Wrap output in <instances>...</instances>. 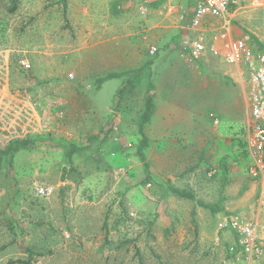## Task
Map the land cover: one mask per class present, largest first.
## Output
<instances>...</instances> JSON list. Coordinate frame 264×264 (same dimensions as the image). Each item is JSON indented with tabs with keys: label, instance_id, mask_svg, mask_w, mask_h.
<instances>
[{
	"label": "rangeland",
	"instance_id": "374dc122",
	"mask_svg": "<svg viewBox=\"0 0 264 264\" xmlns=\"http://www.w3.org/2000/svg\"><path fill=\"white\" fill-rule=\"evenodd\" d=\"M140 1L0 0V264H220L230 243L216 230L220 217L251 213L257 191L243 150L247 104L220 58V69L208 58L200 71L207 81L196 96L206 106L197 114L211 109L202 139L182 142L191 147L180 183L196 202H174L171 223L161 224L156 234L145 214L127 205L133 185L148 173L156 179L155 172L146 164L143 174L115 176L101 161L103 142H112L114 134L131 138L138 127H115L104 109L96 111L92 82L76 74L89 73V48L98 38L115 36L145 49L154 45L155 55L166 45L171 56L184 32L157 36L159 10L169 2L150 0L149 11L141 14ZM230 28L264 47V6L231 13ZM176 69L186 73L180 65ZM117 84L115 79L104 85L115 107L122 100L121 91L114 93ZM152 89L150 82L147 93ZM16 139L32 142L13 151ZM143 143L131 142L137 159L150 144ZM35 185L53 187V193L37 196Z\"/></svg>",
	"mask_w": 264,
	"mask_h": 264
},
{
	"label": "crops",
	"instance_id": "0c3cea01",
	"mask_svg": "<svg viewBox=\"0 0 264 264\" xmlns=\"http://www.w3.org/2000/svg\"><path fill=\"white\" fill-rule=\"evenodd\" d=\"M166 1L169 2L166 10H159L162 17H159L160 19L157 21V36L162 37L164 33L182 29L184 31L182 37L187 34L186 27L192 16V7L189 18L185 20L183 10L187 0H177L180 2L179 4H175V0ZM184 2H186L185 5ZM188 2L191 3V0H188ZM149 3L150 0H141L137 7L139 13L145 14L148 12ZM190 5L192 6V4ZM141 10H144V12ZM210 24L216 28L215 31L219 27V21L217 20L214 23L209 20L208 26ZM235 37L230 28L225 36L219 38L214 44L223 48L226 42ZM143 42L146 43V41ZM151 47L155 46L150 45L145 49V45L137 46L133 43V39L128 41L123 37L98 38L89 48L91 55L89 73H79L77 71L76 74H85L84 76L89 77L92 82L91 93L93 97L91 101L96 106V111L104 109L105 115H109L107 117L114 121L115 127L124 126L131 127V129L138 127V131H133L131 138H122L114 134L113 138H110L114 143L107 144V140L103 142L101 161L104 165H107L108 169L110 166V170L115 176L120 175L128 178L141 172L143 174L146 164L155 172L157 178L153 179L151 183L142 184V181H140L133 185L127 205L132 210L143 212L148 220L149 229H153L157 234V227L161 224L171 223L170 214L174 211V202H185L187 200L196 202L197 200L180 183L181 177L186 174V165L189 163L190 151L186 147H191V144L183 147L182 142H198L202 139L198 137L204 127L207 126L208 116L206 112L211 111V109L205 108L203 115L197 114L198 110L206 106L204 104L205 98L202 97V101L196 96L199 93L198 91L203 93V84H206L207 81L202 82L201 76L203 75L200 71L208 58L211 65H214L213 67L220 69V65L218 64L219 57L210 54L205 55L195 64H188L177 54L180 50L179 42L176 52L171 56L165 53L167 50L166 45L164 47L161 45L160 50L159 46L157 47V55L154 54L155 52L153 54L150 52ZM224 64L229 69V76L234 80V68L225 62ZM145 65L148 66V71L144 69ZM176 65L182 66L186 73L179 72ZM113 74H118V76L107 77V75L111 76ZM115 79L119 81V84H117L114 93L119 90L122 97L121 102L116 107L109 104L113 93L104 88L106 82ZM150 82L153 89L152 92L147 93L146 90ZM146 85L148 86L146 87ZM147 97L151 100L153 111L148 119L142 122ZM215 112V115L218 114L217 110ZM196 114L198 116H195ZM225 122L227 123L223 124L222 131L225 130L228 124V121ZM215 123H218V120ZM143 140L149 141L150 144L144 150L143 159H137L131 151V142H141ZM108 156L111 157V160L108 159ZM94 173L99 174L100 172L95 171ZM91 179L95 180V177L90 178L89 181ZM248 180L254 191H257L256 183L249 178ZM66 181L68 180L64 179L60 183L66 184ZM95 187L96 181L89 190L93 191ZM173 189L185 191L191 197L179 196ZM200 205L202 206V203ZM216 230L228 238L229 242H232L233 233L226 226L224 214L216 224ZM153 231L151 232L155 235Z\"/></svg>",
	"mask_w": 264,
	"mask_h": 264
},
{
	"label": "built area",
	"instance_id": "2783aa9c",
	"mask_svg": "<svg viewBox=\"0 0 264 264\" xmlns=\"http://www.w3.org/2000/svg\"><path fill=\"white\" fill-rule=\"evenodd\" d=\"M191 4L187 34L180 38L177 54L188 64L210 54L234 68V81L243 90L247 104L243 141L248 159L246 173L257 186L250 214L233 211L225 216L234 238L220 264H264V47L257 46L246 34L226 42L223 48L214 44L230 29L231 13L246 5L262 7L264 0H191ZM209 20L219 21L216 31L211 24L209 28ZM155 51V47L150 48L152 54ZM33 192L48 197L53 187L35 185Z\"/></svg>",
	"mask_w": 264,
	"mask_h": 264
},
{
	"label": "trees",
	"instance_id": "16d2710c",
	"mask_svg": "<svg viewBox=\"0 0 264 264\" xmlns=\"http://www.w3.org/2000/svg\"><path fill=\"white\" fill-rule=\"evenodd\" d=\"M108 76L109 77H112V76L117 77L118 74H113L111 76L107 75V77ZM107 77H105V78H107ZM102 79H104V78H102ZM146 103H147V105H146V109H145V111L143 113V116H142V122H145L148 119V117L150 116V114L152 113V111H153V105H152L151 100H150L149 97L146 98ZM31 142L32 141H30V140L27 141V140L16 139V140H14L12 142V150L13 151H18L20 149H23V148L27 147L28 144H30ZM143 142H144L143 145H145V140H143ZM70 154H71V151L67 152L66 156L70 157ZM219 163H220L219 165H222L224 168L227 167L224 159H221L219 161ZM153 179H154L153 175H150L148 173L147 176L143 179L142 184L151 183V181H153ZM173 191L179 196H182V197H185V198L191 197L190 194H187L185 191H180L178 189H173Z\"/></svg>",
	"mask_w": 264,
	"mask_h": 264
}]
</instances>
